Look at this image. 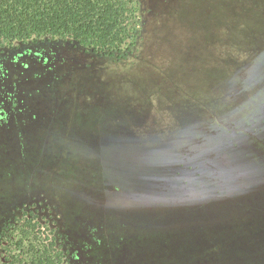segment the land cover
Here are the masks:
<instances>
[{
    "label": "rangeland",
    "instance_id": "1",
    "mask_svg": "<svg viewBox=\"0 0 264 264\" xmlns=\"http://www.w3.org/2000/svg\"><path fill=\"white\" fill-rule=\"evenodd\" d=\"M49 48L52 84L44 46L7 80L0 225L51 210L75 264H264V0H151L118 62ZM43 222L23 264L54 253Z\"/></svg>",
    "mask_w": 264,
    "mask_h": 264
},
{
    "label": "trees",
    "instance_id": "2",
    "mask_svg": "<svg viewBox=\"0 0 264 264\" xmlns=\"http://www.w3.org/2000/svg\"><path fill=\"white\" fill-rule=\"evenodd\" d=\"M150 1L0 0V106L8 104L10 95L11 103L16 101L11 94L16 87L12 85L14 90H8V78L20 80L17 75H24L23 69H28L30 63H38V53L29 48L47 47L44 60L50 68L43 81L46 84L53 83L54 59L49 47L55 43L70 44L91 58L113 62L127 58L143 42ZM0 119L8 124L9 117L4 113ZM8 128H4L6 137L16 134ZM36 208L37 203H23L16 209L19 215L13 212V219L0 225V264H23L11 255L10 247L23 244L32 230L41 227V220L49 228L47 246L54 253L45 261L41 262L40 257L30 264H75L71 244L66 240L67 228L59 222L60 215ZM40 211L44 214L39 215Z\"/></svg>",
    "mask_w": 264,
    "mask_h": 264
}]
</instances>
